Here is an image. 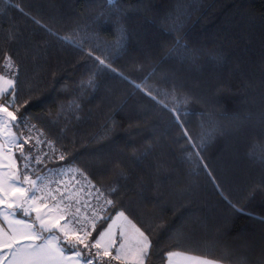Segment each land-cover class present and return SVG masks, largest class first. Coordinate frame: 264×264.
<instances>
[{"label": "trees", "instance_id": "16d2710c", "mask_svg": "<svg viewBox=\"0 0 264 264\" xmlns=\"http://www.w3.org/2000/svg\"><path fill=\"white\" fill-rule=\"evenodd\" d=\"M5 55L17 115L65 155L34 174L79 169L146 264H264V0H0V73Z\"/></svg>", "mask_w": 264, "mask_h": 264}, {"label": "snow or ice", "instance_id": "6c2138e0", "mask_svg": "<svg viewBox=\"0 0 264 264\" xmlns=\"http://www.w3.org/2000/svg\"><path fill=\"white\" fill-rule=\"evenodd\" d=\"M11 38L14 37L10 34ZM123 38L122 33L121 40ZM3 68L6 71L0 73V205L5 208L0 210V264H81L82 250L89 253L83 264H111L112 261L146 264L152 241L123 211L117 212L114 218L107 214V206L115 207L113 200L105 199L103 205L91 207L87 199L82 203L75 191L61 194L57 200L51 191H47L44 178L38 176L34 180L28 174L30 162L42 164L48 156L39 152L40 144L48 143L53 152L56 149L51 141L41 140L42 133L33 138L31 132L35 125H30L24 114L17 115L20 113L17 105L19 74L11 56L5 55ZM14 129H27L29 135L25 137L22 131L18 134ZM34 152L38 154L33 155ZM16 153L25 162L24 172L17 167ZM250 155L264 162V149L257 156L253 148ZM59 159L64 160L65 155L61 153ZM68 171L83 175L79 169L69 168ZM37 193L46 194L38 196ZM74 204L79 206L73 211ZM81 207L90 209L91 215L82 214ZM18 213L29 219L17 218ZM33 213L35 218L31 219ZM109 220L111 223H107ZM102 222L107 223V227H102L93 238L92 233ZM66 252L73 254L66 255ZM166 257V264H215L205 257L182 251H168Z\"/></svg>", "mask_w": 264, "mask_h": 264}, {"label": "rangeland", "instance_id": "374dc122", "mask_svg": "<svg viewBox=\"0 0 264 264\" xmlns=\"http://www.w3.org/2000/svg\"><path fill=\"white\" fill-rule=\"evenodd\" d=\"M6 70H4L2 73H4ZM15 131V130H14ZM35 132H31L33 134ZM26 137V134H24ZM37 135H33L32 137L35 138ZM2 140V137H0ZM42 140H44L43 135L40 137ZM44 141H49L45 138ZM52 142V141H51ZM34 143V140H33ZM52 145L55 147L54 143L52 142ZM39 152L40 153H47L48 156L44 157V164L46 163L45 160L48 159V157L54 158L59 156L58 150L56 149L55 152H53L52 147L47 145V143L40 144ZM38 153L34 152L33 155H37ZM42 166H38L34 161L30 162L29 169L31 172L28 174L31 176L32 179H36L38 176L44 178V184L47 185V191H51V194L56 197L57 200L60 199L61 194L67 195L69 192H78L81 201L83 203L84 199H87L91 207H97L98 205H103L104 200L107 199L103 197L102 193L100 192L99 188L94 185V183L88 179L84 174L80 175L79 173H70L68 171L69 168L77 169L75 167H62V168H48L46 171L41 172L39 174H34L35 170H40ZM33 172V173H32ZM74 177V178H73ZM43 186V185H41ZM83 189V191H79L80 189ZM59 189V191H57ZM87 193H91V195H87ZM46 193H37V195H42ZM97 197H99V200L97 201ZM49 206H51L52 201L49 199L48 201ZM79 205H73V211L75 210V207ZM81 213H87L88 215H91L90 209H85L81 207ZM117 213V212H116ZM115 213V214H116ZM114 214V215H115ZM35 218V213L32 214ZM103 215V214H102ZM114 215L112 216L114 218ZM63 223V221H61ZM108 223H111V220L108 221ZM107 227V225H106ZM105 227V228H106ZM93 252L95 250H92ZM88 254V251L85 250V254ZM88 256V255H87ZM113 264H119L117 261H112Z\"/></svg>", "mask_w": 264, "mask_h": 264}, {"label": "crops", "instance_id": "0c3cea01", "mask_svg": "<svg viewBox=\"0 0 264 264\" xmlns=\"http://www.w3.org/2000/svg\"><path fill=\"white\" fill-rule=\"evenodd\" d=\"M0 142H2V140H1V138H0ZM18 167V166H17ZM5 208V206L4 205H0V210H3ZM116 215V214H115ZM115 215H114V217H115ZM17 218H20V219H24V218H22V217H19L18 215H17ZM0 223H2V217H0ZM66 255H72L73 253H65ZM210 260V259H209ZM210 261H213V260H210ZM213 262H215V264H222V263H219V262H216V261H213ZM81 264H82V261H81Z\"/></svg>", "mask_w": 264, "mask_h": 264}, {"label": "built area", "instance_id": "2783aa9c", "mask_svg": "<svg viewBox=\"0 0 264 264\" xmlns=\"http://www.w3.org/2000/svg\"><path fill=\"white\" fill-rule=\"evenodd\" d=\"M5 1H9V0H5ZM31 125V124H30ZM32 132H34V130L32 131ZM33 135H38V133H33V134H31V136H33ZM42 140V139H41ZM44 140H45V138H44ZM47 145H48V143H47ZM40 146V145H39ZM24 161L23 160H21V166H22V169H24ZM30 170V169H29Z\"/></svg>", "mask_w": 264, "mask_h": 264}]
</instances>
